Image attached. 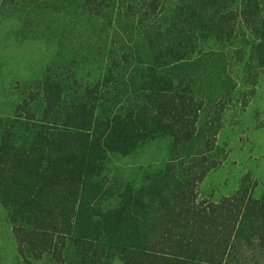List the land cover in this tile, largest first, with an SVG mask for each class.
I'll use <instances>...</instances> for the list:
<instances>
[{"label":"trees","instance_id":"obj_1","mask_svg":"<svg viewBox=\"0 0 264 264\" xmlns=\"http://www.w3.org/2000/svg\"><path fill=\"white\" fill-rule=\"evenodd\" d=\"M51 10L66 14V53L28 81L12 117L0 116V204L19 256L264 264L257 181L199 199L227 158L226 112L255 94L234 79L237 53L224 47L244 27V72L264 68V0H0V20L19 14L33 28ZM158 139L169 142L158 169H111Z\"/></svg>","mask_w":264,"mask_h":264},{"label":"rangeland","instance_id":"obj_2","mask_svg":"<svg viewBox=\"0 0 264 264\" xmlns=\"http://www.w3.org/2000/svg\"><path fill=\"white\" fill-rule=\"evenodd\" d=\"M51 13L53 15L43 14L39 27L36 28L29 24L23 25L24 17L19 14H4L0 20L1 117H12L20 101L21 90L28 86V81L40 75L48 64L66 53L62 46L66 14L56 10H51ZM55 14H58L57 17ZM248 39V34L242 27L236 39L224 48H227V52L237 53L234 56L237 61L236 72L233 70L232 75L240 88L245 89V83L250 85V91H255V94L246 109L238 105L226 112L219 144L225 149L227 158L200 186L201 201L219 202L225 197L233 196L247 175H251L252 180L258 183L253 192L254 197L260 198L264 194V68H257L256 77L245 74L244 63L249 58L251 48L247 44ZM205 46L207 48L212 44ZM168 148L167 139L155 140L129 157L115 159L111 169L121 168L126 173L133 174L154 171L161 165ZM0 264H27L19 256L8 212L1 204ZM33 264L51 263L41 261ZM107 264L124 263L119 258H113Z\"/></svg>","mask_w":264,"mask_h":264}]
</instances>
